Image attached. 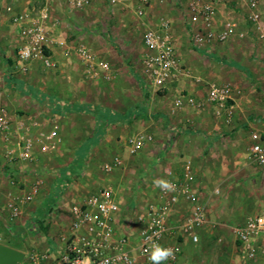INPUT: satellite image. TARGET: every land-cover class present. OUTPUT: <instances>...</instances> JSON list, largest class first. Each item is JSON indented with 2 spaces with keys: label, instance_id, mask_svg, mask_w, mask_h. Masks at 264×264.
<instances>
[{
  "label": "crops",
  "instance_id": "obj_1",
  "mask_svg": "<svg viewBox=\"0 0 264 264\" xmlns=\"http://www.w3.org/2000/svg\"><path fill=\"white\" fill-rule=\"evenodd\" d=\"M227 1L228 3L216 4L214 17L216 31L222 28L225 20H232L238 9L245 15L248 13L242 2L233 4L235 9L231 10L227 4L231 5L232 0ZM173 3L172 1L171 6L165 8L164 13L168 14L171 11L176 14ZM157 5V2L152 1L150 5L144 7L145 15L138 17L136 10L140 3L136 0H126L113 6L108 0H91V4L82 10L70 8L67 0H0V109L6 111L10 121L8 135L0 133V212L7 216L5 207L8 202L15 198L31 196V200L22 203L21 214L16 223L10 226L9 234L0 233V243L25 254L19 264H26L28 257L34 253L47 255L40 264H59L58 259L64 248L61 234L69 228L71 222L70 207L81 203L92 192L95 181L99 180L96 172L74 165L76 150L74 146L71 148L66 140L67 137H75L78 127L81 126L73 114V110L77 109L75 107L77 102L84 105L86 111L92 108L90 106L92 95L98 90L97 85L103 86L100 87L102 94L108 92L107 88L112 86L119 88L118 92L123 95H133V98L137 96V101L142 91L146 97L155 99L157 92L146 87L141 74V65L139 69L126 66L127 58L123 51L128 54L133 53L136 33L141 30L143 37L144 30L148 26H156L160 17H166L160 14ZM260 11L264 24V0H261ZM44 12L47 14L44 26L50 40L45 52L52 57L55 66L57 65L56 70L46 75L40 70L41 66L44 67L40 58L30 61L26 70L17 67V54L23 42L20 29L29 23V19L21 25L14 22L19 15L29 14L30 17H34ZM249 26L257 38L264 39V28L263 36H260L250 23ZM102 28L110 31L115 28L117 34L115 37L114 35L102 37L99 35V29ZM242 29L240 26L239 30ZM171 30L179 64L181 61L191 69L186 67L189 74L180 73L167 83L170 97L165 96V100L161 102V108L164 110L160 115L162 120H155L156 118L150 120V126L139 132L149 133L146 129L154 126L151 131L163 129L164 139L173 137L172 135L178 131L188 135L186 139L195 136V133L190 131L202 132L196 141L199 144L195 145L199 153L192 163L195 178L198 180L196 183L207 187L218 174L216 159L221 158L217 152L216 154L212 152L214 145L211 146V143H217L221 135L229 137L232 133L238 140L245 139L243 137L245 129L263 130L264 109L254 106L256 103H253V88L247 79L236 75L240 80L232 77L233 83H229L231 93L228 105L231 106L232 120L226 122L225 111L217 115L215 106L207 103L205 98L210 86L218 83L221 74L217 72L214 63L209 66L204 60H197L194 63L189 58H185V55H181L182 44L172 23ZM122 32L125 37L123 40L125 49L121 48L122 50L119 51L115 48L114 42L117 41L116 36ZM234 36L236 33L229 39ZM80 46L88 50L91 60L84 61L79 56L77 49ZM239 47L240 45L234 48L230 45L225 46V52L235 55L239 52ZM145 51L144 46V53ZM191 51L202 59L218 60L215 55L207 52L206 46L198 48L193 44ZM109 62L110 66L107 65ZM104 64L107 65V69L101 66ZM234 64L232 68L238 73H244L248 68V65ZM187 77L192 80H188ZM184 78L187 80L185 81ZM179 85L187 89L179 90L177 88ZM81 95L84 97L81 98ZM180 95H190L202 100L203 107L176 108L175 100ZM106 108L108 116L110 115L109 119L98 120L97 117L101 123L95 135L91 134L93 130L90 121L88 131L84 130L86 137H108L107 142L113 143L116 134L112 132L116 130L113 124L120 123L119 119L122 123H125L123 121L129 123L130 118L140 116L142 111L150 107H146L145 104H130L128 107L116 105L113 108L107 105ZM156 114L158 115V112ZM129 115L130 118L124 120ZM110 118L117 120L111 122ZM53 128H56L60 139L55 149L43 153L36 146L32 161L8 162L5 153L8 148L16 150L15 138L19 137V134L25 137H37L39 133L48 132ZM79 128L78 130H82V127ZM100 131H103L101 136H99ZM149 134L153 136L152 133ZM4 137H9V140ZM185 148L188 151L189 144ZM234 154L237 153L230 156L235 157ZM163 156L164 153L160 152L152 164H157ZM36 186L37 191L34 192ZM182 204L186 203L181 202L179 205ZM54 211H57V215ZM41 225L48 227L47 230L31 236L32 230ZM117 231L121 234L118 228ZM251 264H264V258L253 260Z\"/></svg>",
  "mask_w": 264,
  "mask_h": 264
},
{
  "label": "rangeland",
  "instance_id": "obj_2",
  "mask_svg": "<svg viewBox=\"0 0 264 264\" xmlns=\"http://www.w3.org/2000/svg\"><path fill=\"white\" fill-rule=\"evenodd\" d=\"M172 1L176 8V14L171 13V11L168 14L164 13L165 8H169L168 6H171ZM219 2L228 3L227 0H220ZM157 4L161 11L160 14L168 17L173 28H176L178 32V39L182 44L181 55H185V58H189L194 63L197 60H204L205 63L207 62V66L214 63L213 65H216L217 72L221 74L218 84L233 83L232 77L238 78L236 75L247 79L253 88V103H256L254 106L264 109V39L257 38L251 32L247 16L243 12H239L240 9L232 17V20L234 19L233 21L237 23L236 36L223 43L206 45L207 52L217 57L218 60L215 61L213 59H202L191 51L193 45L192 36L197 26L189 21L185 8L186 0H166L165 3ZM36 6L38 7L37 3ZM227 7L230 6L227 4ZM240 26L245 30H239ZM109 28H111V25ZM99 31V35L102 37L105 35L110 37L114 35L115 37L117 34L115 28L111 31L102 28ZM116 38V42L113 40L114 45H116L115 48L119 51L125 49L123 32ZM142 38V32L139 30L135 35L133 53L128 54L125 50L123 51L124 56L127 58L126 66L136 67V69L140 68L144 54ZM229 45L232 48L240 45L239 52L235 55L225 52V46ZM234 63H238L240 66L248 65V68L244 73H238L232 68L235 65ZM109 64L111 63L109 62L107 65L110 66ZM180 65L182 68L189 67L186 64H182L181 61ZM56 68L57 65L49 69L41 66L40 70L46 75L52 73ZM184 79L185 81L187 80L186 78ZM188 80H192V78H188ZM238 80L240 79L238 78ZM97 87H99L98 90H95L92 95L90 105L92 108H88L86 111V107L76 101L75 107L77 109L73 110V114L81 124L79 127H82V130H78L80 129L78 127L75 137H67L66 140L71 148L74 146V150H76V163L74 165L78 168H89L96 172L99 177L98 182L95 181V187L89 194L96 193L104 187H111L114 190L120 201L117 228L121 234L129 236L131 245H136L138 228L135 224V215L139 206L156 196L159 187L154 186V181H166L167 170L171 169L175 176L179 178L184 163L187 160L192 162L196 160L199 152L195 145L199 144L196 141L202 132L190 131L195 133V136L186 139L188 135L178 131L172 135L173 137L164 139L163 129L154 132L151 131L154 126L148 127L146 130L153 134V141L148 143L138 154L131 155L125 145L127 138L141 130H145L147 126H150V120L155 118V120H162L160 115L164 110L161 108V102L165 100V96L170 97L169 85L159 89L155 94V99L146 97L141 90L138 101L137 96L133 98V95L119 93V88L111 86L107 88L110 93L104 92L105 94H102L100 87L103 86L97 85ZM177 88L184 90L186 87L179 85ZM82 97L84 96L81 95ZM167 99L170 100L169 98ZM130 104H145L146 107L150 108L144 110V112L142 111L140 116L130 118L129 123H126V121L122 123V120L119 119L120 123L113 124L114 128H116V130L112 131L116 133L113 137V143L107 142L108 137H86L87 134L85 135L84 130L88 131V123L90 121L92 122V135H95L96 130L99 128L101 122L97 120L98 116H96L99 112L103 113L105 119L110 116H108L107 105L113 108L116 105L128 107ZM156 112H158V115ZM228 128H230V125H228ZM254 131L258 130L245 129V135L243 136L245 139L238 140L236 135L232 133L229 137L221 135L217 143H211V146L214 145L212 152L215 154L217 152L221 155V158H215L217 160L218 174L212 180L213 182H209L207 187L197 184V178L195 181L200 201L205 205L207 211L208 222L197 232L198 241L192 242L188 236L181 235L177 228L189 210V206L188 204L177 205L171 216L173 230L167 237L166 242L176 245L179 248V254L175 262L166 264H251L252 261L243 259L237 250L234 240V229L244 223L249 217L264 212V167L251 162L247 153L251 144L250 136ZM177 135L179 136L176 137ZM170 141L171 143L169 144ZM188 144L189 150L187 151L185 146H188ZM160 152H163L164 156L157 164H152ZM233 153H237L234 154L235 157L230 156ZM116 156L122 159L123 164L118 168H114L110 173L104 172L103 165L110 163ZM54 212L57 215V211ZM0 218V233L8 235L11 225L2 211L0 212ZM47 228L42 225L38 228L36 227L30 235L33 236V234L43 232ZM2 239L4 238L2 237ZM136 264L146 263L140 258Z\"/></svg>",
  "mask_w": 264,
  "mask_h": 264
},
{
  "label": "built area",
  "instance_id": "obj_3",
  "mask_svg": "<svg viewBox=\"0 0 264 264\" xmlns=\"http://www.w3.org/2000/svg\"><path fill=\"white\" fill-rule=\"evenodd\" d=\"M126 0H108L110 5H116ZM140 6L136 10L138 17L145 15L144 7L152 1L165 3L166 0H136ZM219 0H186V13L189 21L197 26L193 32L192 43L201 48L203 46L223 43L236 32V23L227 19L220 30L214 28L216 4ZM233 2V3H232ZM229 5L242 2L247 8V21L260 36L264 24L260 11L261 0H232ZM70 8L82 10L91 4V0H67ZM237 6V5H236ZM47 14L30 17L29 14L19 15L14 19L18 25L26 26L20 29L23 38L17 54V67L26 70L30 61L36 58L42 59L45 68L55 66L52 57L46 54L50 40L44 26ZM145 53L141 60V74L148 90L158 91L180 73L189 74L179 64L174 37L171 30V21L166 17H160L156 26H148L143 33ZM79 56L84 61L91 60L87 49L80 46L77 49ZM108 68L107 65H101ZM231 85L229 83L212 84L205 101L215 106L217 115L226 112V122L232 120L230 99ZM188 106L194 109L203 107V101L190 95H180L175 100V107ZM10 121L4 109H0V133L8 135ZM9 140V137H4ZM154 137L145 132H137L127 138L125 145L131 155L138 154ZM251 144L248 147V158L254 164L264 167V129L254 131L251 136ZM56 128L48 132H41L37 137H25L19 134L15 138L16 150L8 148L5 155L9 163L16 161H32L35 147L38 146L43 153L49 152L59 142ZM123 164L120 157L116 156L110 163L103 165V170L110 173L114 168ZM195 172L191 160H187L179 178L170 169L166 171V181L174 185L172 190L159 188L155 197L148 199L139 206L135 215V224L138 228L136 245L130 244L127 234H118L117 215L120 212V201L111 187H104L96 193L87 195L81 203L75 204L69 210V228L61 234L64 244L59 256V264H136L138 259H143L146 264H151L149 259L154 244L163 248H171L174 257L164 261L163 264L173 263L177 260L179 248L166 242L173 230L171 216L174 209L181 202L189 206V210L177 226L181 235L188 236L192 242L198 241L197 232L208 222L205 205L200 201L198 189L195 187ZM37 191V186L34 192ZM31 200L15 198L6 204L7 221L14 225L21 214V205ZM234 240L238 252L243 259L253 261L264 258V212L249 217L244 223L234 229ZM47 258L46 254L34 253L28 257L26 264H40Z\"/></svg>",
  "mask_w": 264,
  "mask_h": 264
},
{
  "label": "clouds",
  "instance_id": "obj_4",
  "mask_svg": "<svg viewBox=\"0 0 264 264\" xmlns=\"http://www.w3.org/2000/svg\"><path fill=\"white\" fill-rule=\"evenodd\" d=\"M154 186L162 190H172L174 185L169 181L155 180ZM174 257V251L171 248H163L158 244H154L151 255L149 257L151 264H163L164 261Z\"/></svg>",
  "mask_w": 264,
  "mask_h": 264
},
{
  "label": "water",
  "instance_id": "obj_5",
  "mask_svg": "<svg viewBox=\"0 0 264 264\" xmlns=\"http://www.w3.org/2000/svg\"><path fill=\"white\" fill-rule=\"evenodd\" d=\"M24 256L22 251L0 243V264H19Z\"/></svg>",
  "mask_w": 264,
  "mask_h": 264
},
{
  "label": "trees",
  "instance_id": "obj_6",
  "mask_svg": "<svg viewBox=\"0 0 264 264\" xmlns=\"http://www.w3.org/2000/svg\"><path fill=\"white\" fill-rule=\"evenodd\" d=\"M97 115H98V120H99V119H101V120H105V121L107 120V118L105 119V118L103 117V113H102V112H99ZM127 117H128V118H127ZM127 117H126L124 120H128V119L130 118V115L127 116ZM108 119H109V118H108ZM115 120H117V118H116V119H115V118H110V121H111V122H114ZM111 122H110V123H111ZM104 124H106V123H104ZM100 130H102V128H100ZM102 132H103V131H100L99 136H101Z\"/></svg>",
  "mask_w": 264,
  "mask_h": 264
}]
</instances>
